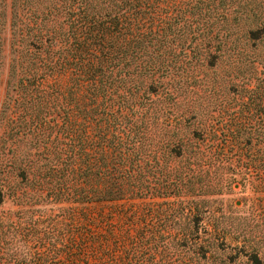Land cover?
Returning a JSON list of instances; mask_svg holds the SVG:
<instances>
[{"label": "trees", "instance_id": "obj_1", "mask_svg": "<svg viewBox=\"0 0 264 264\" xmlns=\"http://www.w3.org/2000/svg\"><path fill=\"white\" fill-rule=\"evenodd\" d=\"M214 1L9 0L14 57L0 125L8 128L12 143L18 135L36 138L41 162L31 166L29 161L19 176L47 190L46 195L12 196L23 198L19 205L54 201L67 206L59 218L31 219L19 210L13 220H0V264H160L152 261L155 244L148 238L141 242L135 233L127 235L123 263L120 210L114 205L104 213L99 204L173 192L170 183L151 184L150 172L144 176L141 167H160L156 153L164 165L170 156L180 160L181 137L161 143L159 152L143 150L140 96L161 84L166 54L181 48L186 36L189 43L206 38L201 19L226 17L224 7L216 12ZM2 16L0 10V23ZM246 35L253 43L264 36V26ZM211 40L207 37L205 48L223 49ZM259 122L264 124V115ZM253 125L233 155L241 164L236 171L241 179L254 177L264 189V130ZM128 218L132 223L133 212Z\"/></svg>", "mask_w": 264, "mask_h": 264}, {"label": "rangeland", "instance_id": "obj_2", "mask_svg": "<svg viewBox=\"0 0 264 264\" xmlns=\"http://www.w3.org/2000/svg\"><path fill=\"white\" fill-rule=\"evenodd\" d=\"M8 4L5 0L0 9V110L6 104V81L14 57ZM212 5L218 7L217 13L224 7L226 17L201 19L206 38L189 43L186 36L181 48L166 54L169 64L159 73L161 84L140 96L145 111L139 128L141 148L159 152L161 143L181 137L180 160L170 156L164 165L156 153L160 167H141L144 176L150 172L151 184L170 183L173 192L99 204L104 213L110 214L114 205L120 210L116 219L123 263L127 235L135 233L141 242L148 238L155 244L152 261L160 264H264V189L254 177L245 174L247 180L241 179L236 172L241 164L233 155L251 125L264 130L259 122L264 115L260 108L264 104V36L252 43L246 35L264 26V0H215ZM216 31V39L211 40ZM207 37L223 49L214 53L211 47L205 48ZM7 129L0 125V134L6 132L4 141L0 137V220H13L19 210L31 219L59 218L66 203L19 205L23 198L12 196L46 195L47 190L19 176L29 161L31 166L41 162L37 143L33 144L36 138L18 135L12 143ZM33 171L36 179L37 171Z\"/></svg>", "mask_w": 264, "mask_h": 264}]
</instances>
